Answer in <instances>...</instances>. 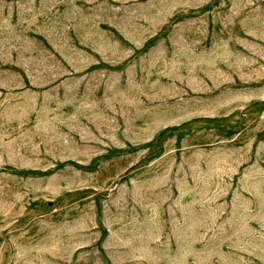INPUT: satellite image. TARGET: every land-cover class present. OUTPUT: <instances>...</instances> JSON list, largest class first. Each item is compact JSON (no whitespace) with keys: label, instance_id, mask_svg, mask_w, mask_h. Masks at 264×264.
<instances>
[{"label":"rangeland","instance_id":"1","mask_svg":"<svg viewBox=\"0 0 264 264\" xmlns=\"http://www.w3.org/2000/svg\"><path fill=\"white\" fill-rule=\"evenodd\" d=\"M0 264H264V0H0Z\"/></svg>","mask_w":264,"mask_h":264}]
</instances>
